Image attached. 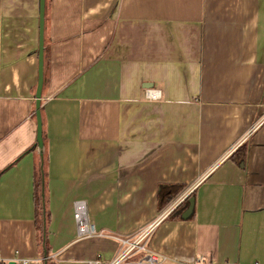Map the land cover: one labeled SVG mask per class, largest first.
Returning a JSON list of instances; mask_svg holds the SVG:
<instances>
[{"label":"crops","instance_id":"1","mask_svg":"<svg viewBox=\"0 0 264 264\" xmlns=\"http://www.w3.org/2000/svg\"><path fill=\"white\" fill-rule=\"evenodd\" d=\"M43 41L40 149L39 0H0V264L106 263L156 221L128 261L264 264V0H45Z\"/></svg>","mask_w":264,"mask_h":264},{"label":"built area","instance_id":"2","mask_svg":"<svg viewBox=\"0 0 264 264\" xmlns=\"http://www.w3.org/2000/svg\"><path fill=\"white\" fill-rule=\"evenodd\" d=\"M73 221L75 225L76 238H91L96 236H104L101 231L96 229L94 223L90 220L88 214V206L85 200L78 199L73 202ZM172 205L167 210L163 211L159 219L164 217V215L172 209ZM157 222V221H156ZM156 222L147 226L145 229L134 233L128 237H114L119 243L120 247L113 256V258L104 263L99 259H93L88 261L86 264H141L143 262L153 263L156 260V257L152 253H148L141 259L136 261H128L127 259L137 252H148V247L146 241L148 240L153 226ZM43 258L35 259V262L42 261ZM33 260L30 259H17L14 260V264H32ZM10 262H5L3 264H9Z\"/></svg>","mask_w":264,"mask_h":264},{"label":"trees","instance_id":"3","mask_svg":"<svg viewBox=\"0 0 264 264\" xmlns=\"http://www.w3.org/2000/svg\"><path fill=\"white\" fill-rule=\"evenodd\" d=\"M43 138V133H42ZM44 174V173H43ZM44 177V176H43ZM45 180L42 179L41 172L36 178L35 184V206L36 214L43 215V209H45V198L41 196V191L45 192ZM185 185L183 184H171V183H161L157 188V206L159 210H162L168 203L171 202L183 189ZM194 197V193L190 194L182 203H180L168 216L169 219H182V213L189 206V198ZM194 211V209H193ZM193 211L187 219L193 218ZM39 224V228H40Z\"/></svg>","mask_w":264,"mask_h":264},{"label":"water","instance_id":"4","mask_svg":"<svg viewBox=\"0 0 264 264\" xmlns=\"http://www.w3.org/2000/svg\"><path fill=\"white\" fill-rule=\"evenodd\" d=\"M44 6L45 0H39V47H38V80L35 91V116L37 122V145L40 149L43 148V138H42V122H41V114H40V100H41V91L43 86V31H44ZM42 191V195H43ZM193 208V199L189 200V207L184 213V216L190 214ZM9 264H14L10 262Z\"/></svg>","mask_w":264,"mask_h":264}]
</instances>
